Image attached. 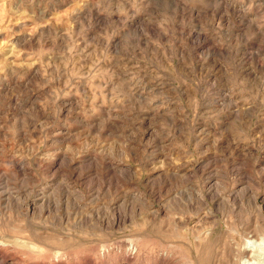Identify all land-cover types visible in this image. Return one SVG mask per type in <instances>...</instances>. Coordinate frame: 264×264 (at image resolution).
<instances>
[{"label": "rangeland", "instance_id": "374dc122", "mask_svg": "<svg viewBox=\"0 0 264 264\" xmlns=\"http://www.w3.org/2000/svg\"><path fill=\"white\" fill-rule=\"evenodd\" d=\"M262 229L264 0H0V264H241Z\"/></svg>", "mask_w": 264, "mask_h": 264}, {"label": "bare ground", "instance_id": "6f19581e", "mask_svg": "<svg viewBox=\"0 0 264 264\" xmlns=\"http://www.w3.org/2000/svg\"><path fill=\"white\" fill-rule=\"evenodd\" d=\"M261 231L262 232L257 235H247V237L242 240L241 244H235V242L232 241L235 244L233 247V256L237 260L236 262L241 260V264H249V258L253 255L264 262V229ZM2 259L3 262L1 264H5V257Z\"/></svg>", "mask_w": 264, "mask_h": 264}]
</instances>
